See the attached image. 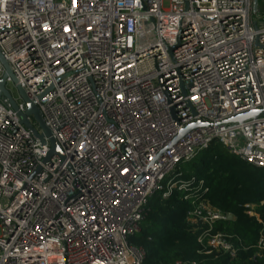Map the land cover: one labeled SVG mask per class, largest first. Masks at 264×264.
Listing matches in <instances>:
<instances>
[{
    "label": "built area",
    "instance_id": "1",
    "mask_svg": "<svg viewBox=\"0 0 264 264\" xmlns=\"http://www.w3.org/2000/svg\"><path fill=\"white\" fill-rule=\"evenodd\" d=\"M0 53L62 154L45 160L47 139L0 95V264H143L128 237L180 162L218 141L264 169V11L252 0H0ZM193 205L200 251L235 258L209 233L231 215Z\"/></svg>",
    "mask_w": 264,
    "mask_h": 264
},
{
    "label": "trees",
    "instance_id": "2",
    "mask_svg": "<svg viewBox=\"0 0 264 264\" xmlns=\"http://www.w3.org/2000/svg\"><path fill=\"white\" fill-rule=\"evenodd\" d=\"M174 181L149 199L140 231L128 237L144 249L143 264H264V252L256 254L264 236V169L248 166L213 141L179 163ZM199 200L231 215L209 233L225 234L237 248L235 258L200 251L197 237L207 227L194 212Z\"/></svg>",
    "mask_w": 264,
    "mask_h": 264
},
{
    "label": "water",
    "instance_id": "3",
    "mask_svg": "<svg viewBox=\"0 0 264 264\" xmlns=\"http://www.w3.org/2000/svg\"><path fill=\"white\" fill-rule=\"evenodd\" d=\"M257 7H258V0H252V12H256ZM0 62L3 67V72L0 76V95H3L8 100L11 107L17 111V114L20 117V122L27 129L31 131V133L39 140L40 143L45 144L46 143L45 139H47V142L50 148H49V152L45 160H47L53 152H56L60 156H62L59 145L57 144L55 139L52 137L50 130L48 129V127L44 124L42 120L40 110L38 109L37 105L26 96L24 89L16 82L15 78L12 76L8 63L3 58L1 53H0ZM7 76L10 77L11 79V84L13 86V89L15 90V93L18 95L19 98H21V100L23 101L25 105L24 111L18 110L17 105L13 99V96L11 95L7 87L5 86V78ZM261 114H262V110L256 108V109H252V110H248V111L236 114L224 120V123L243 122L250 118L254 119ZM201 125L205 126L207 124L199 120L194 123L189 124L185 129H183L174 138L173 141L174 142L177 141L179 137H181V135H183L189 129L193 127L201 126Z\"/></svg>",
    "mask_w": 264,
    "mask_h": 264
},
{
    "label": "rangeland",
    "instance_id": "4",
    "mask_svg": "<svg viewBox=\"0 0 264 264\" xmlns=\"http://www.w3.org/2000/svg\"><path fill=\"white\" fill-rule=\"evenodd\" d=\"M260 5V8L258 7V12H263L264 11V0H258V6ZM256 11V12H257ZM257 13H254L253 16H256ZM6 87L7 89L10 91L11 95L13 96V98H15L16 100H18V95L15 93V90L13 89V86L10 82L6 83ZM173 177V175H168L166 176L163 181L161 182V185L163 186L164 189H166L167 187V182ZM167 193H165L164 195H166Z\"/></svg>",
    "mask_w": 264,
    "mask_h": 264
}]
</instances>
